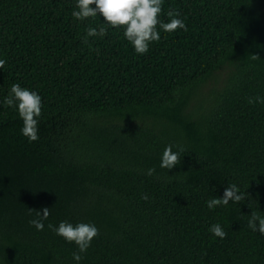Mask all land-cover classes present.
Masks as SVG:
<instances>
[{
	"label": "trees",
	"instance_id": "1",
	"mask_svg": "<svg viewBox=\"0 0 264 264\" xmlns=\"http://www.w3.org/2000/svg\"><path fill=\"white\" fill-rule=\"evenodd\" d=\"M75 4L0 0V264H76L61 221L99 229L79 264H264L247 227L264 216V103H248L264 97V0H163L187 31L158 29L142 55L121 28L84 43L103 17ZM13 83L41 97L36 141L3 103ZM232 184L245 198L209 210Z\"/></svg>",
	"mask_w": 264,
	"mask_h": 264
},
{
	"label": "clouds",
	"instance_id": "2",
	"mask_svg": "<svg viewBox=\"0 0 264 264\" xmlns=\"http://www.w3.org/2000/svg\"><path fill=\"white\" fill-rule=\"evenodd\" d=\"M95 5V7H93ZM163 0H76L75 9L71 15L76 20H86L97 16L103 17L104 25L98 30L94 27H88L86 37L83 42L87 43V37L100 36L107 34L108 28L123 29V37L131 44L137 54H146L149 45L152 42L160 40V31L170 33L178 29L187 31L184 21L180 18L179 11L169 9L167 16L168 22L160 19ZM258 55H251V59H258ZM5 60L0 59V68H3ZM3 103L10 108H15L19 118L22 120L21 133L30 142L39 139L38 136V117L42 114V101L36 91L21 87L18 83H13L10 87L9 95ZM249 104L264 103V97L256 96L248 99ZM181 163L179 151L174 152L172 145L165 147L160 167L172 169ZM154 168L147 169L146 174L152 175ZM246 193H240L238 187L232 184L224 188L222 197L211 198L206 201L209 210L217 206H226L229 201L239 202L244 199ZM141 199L147 200V194L141 196ZM33 209H29L31 213ZM50 215L49 207H42L36 210V217L29 220V224L37 230H43V221ZM247 227L252 231H258L264 235V216L253 212L247 221ZM48 228L62 237L68 243H74L77 251L73 252L72 259L76 264L83 259L81 254L86 253L91 245V241L99 235V229L90 223L79 222L75 225L67 221H61L58 226L48 224ZM215 237L224 239L227 233L220 224H212L208 229Z\"/></svg>",
	"mask_w": 264,
	"mask_h": 264
}]
</instances>
